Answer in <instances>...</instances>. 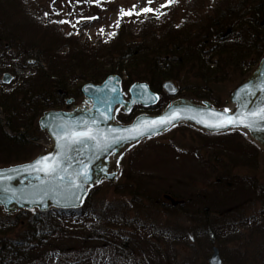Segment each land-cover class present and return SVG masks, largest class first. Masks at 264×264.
<instances>
[{
  "label": "trees",
  "instance_id": "obj_1",
  "mask_svg": "<svg viewBox=\"0 0 264 264\" xmlns=\"http://www.w3.org/2000/svg\"><path fill=\"white\" fill-rule=\"evenodd\" d=\"M26 4V0H0V50H3L0 70L14 77L10 84L0 79V114L5 116L4 121L0 119V167L27 163L38 157L33 142L44 132L39 120L48 111L62 109L68 97H82V87L87 83L99 85L114 74L123 78L124 90L146 82L159 94L160 100L154 108L155 114H160L175 98L163 91L164 83L181 81L183 73L189 72L205 83L203 95L198 93L199 104L221 108L223 103L214 98L209 80L226 75L229 70L245 79L264 58V0H216L214 11L208 9L202 14L196 11L194 19L185 15L180 25L170 16L175 12L174 5L160 7L155 11L163 13L159 16L143 12L125 16L119 19L113 38L104 41L99 37L94 45L88 40L81 42V35L75 31L63 33L59 29L60 20L50 14L46 19L39 17ZM185 11L189 15V10ZM135 24L139 25L137 34L133 33ZM160 25L163 31L168 28L166 33L150 34ZM40 31L41 39L37 41L34 36L32 39L31 35ZM62 43L67 44V52L59 49ZM137 114L138 111L119 113L117 120L130 124ZM172 128L156 137L165 136ZM204 132L203 135L209 136ZM236 135L242 136L239 132L210 135L215 140L207 147L216 152L213 161L218 166L215 177L218 179L210 183L216 186L213 191L193 185L185 188L187 183L179 185L181 180H178L175 189L161 192L156 186L159 181L163 183L161 176L153 179L156 182L145 180L151 175L134 169L133 174L124 170L126 180L114 186L116 193H126L131 198L127 203L98 205L101 186H97L89 190L84 204L76 209H20L9 213L0 206V264H38L51 250L70 254L72 259L66 264H96L97 254L104 250L120 257L144 254L147 261L141 264H164L165 258L170 259L168 245L174 242L189 247L201 240V245L206 243L204 248H209L218 240L240 238L239 227L248 224L254 227L258 221L254 223L243 217L249 196L236 206L224 203L225 198L228 201L234 198L238 189L252 193L246 181L230 177L229 168L224 167L225 160L233 155L242 163H248L252 155L244 146H241L243 151L224 148L227 138ZM166 147H155V151L158 150V155L165 153L161 150ZM131 158L127 159L130 169ZM219 185L226 194L220 193ZM168 199L173 202L169 203ZM220 204L227 206L223 211L217 208L221 218H211L212 208ZM152 209L183 215L189 219V225L174 224L170 230L158 231L154 222L149 225L146 219L143 221L142 214ZM130 212L135 215H129ZM68 222L74 229L68 227ZM122 227L135 230L124 231ZM138 230L144 234L139 235ZM13 233L16 234L12 236ZM162 243L167 246L163 248ZM238 257L242 260L241 254Z\"/></svg>",
  "mask_w": 264,
  "mask_h": 264
},
{
  "label": "rangeland",
  "instance_id": "obj_2",
  "mask_svg": "<svg viewBox=\"0 0 264 264\" xmlns=\"http://www.w3.org/2000/svg\"><path fill=\"white\" fill-rule=\"evenodd\" d=\"M191 1L192 0H179L178 3L174 4L175 12L171 13L170 16L174 17L177 25H180L186 16L194 19L193 14L196 11L202 14L204 13V10L205 12L208 9L215 10L216 0H195L192 4ZM107 2L105 0H98V2L97 0H26V5L30 6V10L32 9V12L39 17L46 19V16L50 14L53 19L67 21L68 23H61L62 26L59 28L63 33L68 34L70 31H75L79 36L81 35V42L88 40L94 45L98 43L99 37L104 41H108L115 36L112 34H116L117 32L116 24L121 9H133V6H135L134 11L136 13H142V10L146 7H150L156 11L161 5L166 3V0H152V3L150 4L148 0H117L115 2ZM16 3L17 2H15V4ZM20 9L21 8H19V10ZM186 9L189 10V15L187 14L188 11H185ZM92 17H96L97 19H89ZM138 27V24L134 25L133 33L137 34ZM159 28L155 29V32H150V34L160 36L168 30V28L165 27V30L163 31L161 25ZM101 29H103V32H101ZM42 35L43 33L40 31L38 34L35 33L31 35V37L32 39L36 37L37 41H39ZM66 45L67 44L62 43L59 46V49L67 52L68 48ZM2 51L3 50H0V54ZM261 63L262 61L254 66L250 70L248 77L245 79L241 78L240 75L236 74L233 70H229L228 74L216 76L214 79L209 80V85L213 90L214 98L223 103V106L221 107L222 109L232 110L234 108V105L230 102L234 90L243 82L249 79H256L260 73ZM1 71L2 70H0V79L3 80L7 73ZM173 82L180 89V95L176 96L174 98L175 100L173 99L170 104L199 105L200 100L197 98L198 93L203 95L204 92H202V89L203 87L205 88V83L189 72L183 73L181 81ZM122 93L124 102H121L118 105L116 116H118L119 113H130L126 111L127 103L130 102L131 99L130 90L123 89ZM157 95L159 96V94ZM71 99H73L72 103L65 102V105L61 110L65 114H93L92 109L88 107L83 108L84 105L89 106V102L84 96L80 98L70 96L67 100ZM132 111H138V116L156 115V108L154 107L137 105ZM0 119L4 121L5 116L0 114ZM116 123H119L117 119ZM231 132H239L242 136L236 135V137H228L227 141L223 143L224 148L227 149V151L235 149L243 151L241 146H244L252 155L251 157H248V163H242V161H240L241 159L239 160V158H236L237 156L232 154L233 157L231 155V159L225 160L226 164L224 167L229 168L228 171L230 177L236 176L242 181H246V184L251 186L252 193L248 194L242 189H238L234 194V198L230 201H228L229 198H225L224 203L226 201V205L232 204L236 206L249 196V202H247L246 207H244L245 210H242L243 217L249 218L254 223L258 221V225L255 224V226L252 227L253 224L250 226L248 224L247 227H239L242 233L240 238H236L235 240L232 239L231 241H228L227 239V241L218 240V243L211 244L209 248H204L206 243L201 245V240L199 243L197 242L196 246L193 244L189 247L182 243L174 242L172 245H168L170 259L168 260L165 258L164 264H183L184 261H188L190 264H208V259L213 253V246L219 247L224 264H264V145L262 143L264 141V136L254 135L246 130H232L223 133ZM202 133L205 132L190 124L182 123L174 126L172 130L163 137H155V139L150 138L147 140L144 139L138 143L136 142L137 144H126L118 148L105 160L104 163H100L95 167L96 171H101V173H96L95 182L92 186H101L100 194L97 197V204L103 206L109 202L119 201L127 203L131 200L126 193L118 194L115 192L114 186L120 182H124V170V173L126 174H129V170L133 174L135 173L134 169H139L141 170V173L151 175L150 178L145 176L147 177L145 180L151 179V181L154 178L157 179L161 176L163 178V183H161V181L156 183L158 191L161 192L167 190L166 188L175 189L178 180H181L179 185H184L182 182L187 183L185 188H188L189 185H193V187L196 188H204L213 191L216 186H214L215 184L210 185V183L212 180L216 181L218 179L215 178L218 166L215 164L216 162L213 161L216 152L214 150H209L207 145L215 139L210 136L212 133L207 132V135L209 136H205ZM52 142L49 134L44 131L41 138L38 141L33 142V144L37 146L35 152H38L39 154L44 153ZM161 145H164L165 147L167 146V149L165 148L166 150H161L165 153L158 155V150L155 151V147ZM177 152L182 154L179 156ZM193 153H198V155ZM131 156L133 168L130 169V167L127 166V159ZM107 174H115V177L109 180L105 178V175ZM156 179L153 180V182H156ZM219 187V190H221L220 193L226 194L225 188L222 189L221 185H219ZM209 194H211V192ZM211 195L219 197V194L216 193ZM220 196V199H222V195ZM168 202L172 203L173 201L168 199ZM225 204H220L216 209L212 208L211 218H221V214H217V208H221L219 210L223 211L225 210L224 207H227ZM150 209L151 208H148V210ZM34 210L40 209L34 208ZM18 211L19 208L15 205L7 212L17 213ZM164 211L165 210L163 209H152V211L142 214V216L145 217L143 221L146 219V222L147 224L149 223V225L152 224L150 222H154L158 231H161L163 228L170 230L174 224L178 227H187V225H189V219L187 217ZM129 215L133 216L135 213L130 212ZM67 225L69 228L74 229V225H72L71 222H68ZM122 228L124 231H129L130 229L133 231L135 230L133 227ZM137 233L139 235L144 234L143 230H138ZM15 234L16 233H13L12 236ZM202 240L205 241L204 238H202ZM161 245L163 248L167 246L165 243H162ZM238 254L242 255V260L239 259ZM144 258V254L120 257L111 251L104 250L97 254L96 264H141L144 261H147ZM71 259L72 256L67 252L51 250L38 264H66L69 263Z\"/></svg>",
  "mask_w": 264,
  "mask_h": 264
},
{
  "label": "water",
  "instance_id": "obj_3",
  "mask_svg": "<svg viewBox=\"0 0 264 264\" xmlns=\"http://www.w3.org/2000/svg\"><path fill=\"white\" fill-rule=\"evenodd\" d=\"M12 80L13 77L10 74H5L3 78L5 84H10ZM262 87H264V58L261 63L258 77L243 82L234 90L230 99L234 108L232 110H227V114L238 115L240 111L245 109L252 110L264 107V91L261 90ZM245 89H248L251 92V95L245 96L243 91ZM163 90L169 96H177L180 91L173 81L165 82ZM122 92V77L114 74L109 76L107 80L100 85L88 83L83 86V96L88 99L89 103H92V115L87 113L67 115L61 110H51L46 112L39 120V126L43 131H46L49 134L53 141L54 148L51 152L41 154L30 162L8 167H0V206L4 207L7 211L15 205L19 209L38 208L41 211H47L50 209H75L81 207L85 202L89 189L95 182L96 173H101L100 170L96 171L95 169L98 164L104 163L105 160L121 146L136 143L146 138L155 137L173 126L162 128L154 135L150 134L139 137L136 140L126 138L121 139L120 137H128L130 134L127 130L136 127L141 121L160 119L169 115L173 111L179 112L182 117L181 120L175 122V125L187 123L210 133L246 130L254 135L264 136V130H261L260 127L254 129L229 127L221 130L206 127L198 121L201 119L211 120L212 117L210 116V113L213 111L217 113L225 112V109L215 108L209 103H204L202 105L170 104L158 115L138 116L128 125L116 123L117 107L121 102H124ZM130 96V102H128L126 106L127 112H130L137 105L154 107L159 102V96L146 82L134 84L130 89ZM72 101L73 99L68 100L67 103H71ZM188 117L194 118L188 119ZM86 126H92L94 131L99 130L100 132L105 133L109 138L111 146L101 150L94 148L92 144L89 143L84 147L74 146V149L79 150H73L66 154L62 153L60 148L61 141L58 140V135H61L63 131H80ZM262 143L264 145V141ZM57 156L61 157L64 166L67 167L68 174L73 177L77 171L83 168L84 165H87L91 179L86 184L82 185V191L76 188H69L67 190L58 188L55 192L48 191L47 195H44L40 191V189L47 187L46 185L41 184V180L46 179V177H44L42 173L32 171L31 166L41 158ZM65 156L70 158H65ZM37 175L41 177V180L36 179ZM114 177L115 174L105 175V178L109 180ZM76 182L80 183V180H77ZM64 183L67 184V181ZM72 192H75L76 196H72ZM77 196L79 199L76 198ZM212 251L213 253L208 259V264H224L219 247L213 246Z\"/></svg>",
  "mask_w": 264,
  "mask_h": 264
},
{
  "label": "snow or ice",
  "instance_id": "obj_4",
  "mask_svg": "<svg viewBox=\"0 0 264 264\" xmlns=\"http://www.w3.org/2000/svg\"><path fill=\"white\" fill-rule=\"evenodd\" d=\"M98 2V0H97ZM149 4L152 3V0H148ZM179 0H166L164 5H161L162 8L170 7ZM133 10L125 11L121 9L119 19H122L125 16H132L134 13ZM144 14L154 13L157 16L162 15L163 13H156L154 9L150 7H146L143 10ZM89 19H97L96 17H92ZM119 19L117 21L116 27H119ZM61 23H68L67 21H61ZM75 26V25H73ZM103 32V29H101ZM112 35H115L113 33ZM146 90V89H145ZM264 91V87L261 88ZM244 95H251V92L248 89L243 90ZM212 117L211 120L201 119L198 122L204 124L206 127L210 129L221 130L225 128H238L244 127L248 129H254L256 127H260L261 130H264V107H259L257 109L252 110H243L240 111L238 115H228L227 110L223 113H217L213 111L210 113ZM194 117H188V119H193ZM182 117L179 112L173 111L169 115H166L160 119L156 120H144L141 121L136 127L128 129L129 132L128 137H120L121 139H132L136 140L139 137L154 135L158 130L168 127L175 126V122L181 120ZM63 127V126H62ZM58 140L61 141L60 148L62 153H70L74 149V146H87L89 143L92 144L94 148L97 149H105L111 146L108 136L105 133L100 132L99 130L93 129L92 126H86L83 130L76 131H63L61 135H58ZM65 158H70L65 156ZM31 170L36 173H42L46 179L41 180V177L37 175L36 179L41 180L42 185H46L47 187L40 189V191L47 195L48 191L55 192L58 188H63L65 190L69 188H76L79 190H83L82 185L86 184L90 179V175L88 173L87 165H84L79 171L75 173V176H71L68 174L67 167L64 166L62 159L60 156L57 157H47L41 158L37 162H35L31 166ZM80 180V183L76 181ZM67 181V184L64 182ZM72 196H76L75 192L71 193ZM79 199V197H76Z\"/></svg>",
  "mask_w": 264,
  "mask_h": 264
},
{
  "label": "bare ground",
  "instance_id": "obj_5",
  "mask_svg": "<svg viewBox=\"0 0 264 264\" xmlns=\"http://www.w3.org/2000/svg\"><path fill=\"white\" fill-rule=\"evenodd\" d=\"M87 84H88V83H87ZM83 86H84V85H83ZM82 88H83V87H82ZM88 105H89V106H86V105H84V106H83V108H86V107H88V108H90V109H91V108H92V105H91V103H89Z\"/></svg>",
  "mask_w": 264,
  "mask_h": 264
},
{
  "label": "built area",
  "instance_id": "obj_6",
  "mask_svg": "<svg viewBox=\"0 0 264 264\" xmlns=\"http://www.w3.org/2000/svg\"><path fill=\"white\" fill-rule=\"evenodd\" d=\"M47 150H50V146L48 147V149Z\"/></svg>",
  "mask_w": 264,
  "mask_h": 264
},
{
  "label": "flooded vegetation",
  "instance_id": "obj_7",
  "mask_svg": "<svg viewBox=\"0 0 264 264\" xmlns=\"http://www.w3.org/2000/svg\"><path fill=\"white\" fill-rule=\"evenodd\" d=\"M67 102V101H66ZM72 103V102H71Z\"/></svg>",
  "mask_w": 264,
  "mask_h": 264
}]
</instances>
